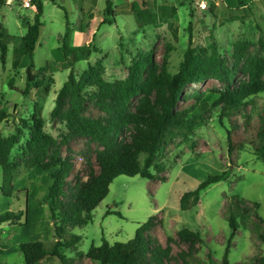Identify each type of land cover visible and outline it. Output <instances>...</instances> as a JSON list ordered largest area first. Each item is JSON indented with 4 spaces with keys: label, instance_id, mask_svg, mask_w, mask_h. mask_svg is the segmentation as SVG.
Returning <instances> with one entry per match:
<instances>
[{
    "label": "rangeland",
    "instance_id": "1",
    "mask_svg": "<svg viewBox=\"0 0 264 264\" xmlns=\"http://www.w3.org/2000/svg\"><path fill=\"white\" fill-rule=\"evenodd\" d=\"M26 1L4 0V5H0V25L13 38L5 69L0 60V112L8 115L0 122V134L3 137L16 134L21 120L31 118L34 105L38 102L47 119L46 131L58 137L64 126L52 121L50 115L70 73V70L62 68V56L59 54L67 19L64 10L51 0H44V26L33 61L35 74L42 67L50 65V71L39 75L38 79L46 85L51 84L52 80V89L49 95L42 93L35 97L36 90L32 88L29 96H23L21 93L26 89L27 69L32 59L27 55L19 57L17 69H14L13 63L18 58L21 39L27 34L28 23H31L34 15L33 8L23 7ZM107 1L117 7L116 24L104 25L99 29ZM204 1L209 0H96L93 7L84 2L81 7L77 0H58L57 3L69 14L71 31L68 46L77 48L92 42L102 50V53H93L89 60L77 63L76 74L82 75L90 65L104 59L105 79L108 82L125 80L132 62L148 52H153L159 64L168 53L169 72L176 74L188 47L187 30L190 26L194 32L195 49H208L212 33L220 54L231 68L235 65L234 46L239 42L249 41L250 55L264 57L263 2L253 0L242 7L237 0H225L221 3L209 2V6L203 9L200 4ZM132 4L137 8L135 12ZM172 8L176 9L175 13ZM171 23L178 24L177 34L169 26ZM244 77L240 74L237 81H243ZM10 85L20 92L12 90ZM213 88L222 89L223 85L210 80L190 86L179 109L192 105L194 95ZM221 112L220 108L212 110L207 115L206 123L193 136L188 139L177 137L163 149L159 163L165 166V172L160 177H165L166 181H150L140 176L117 178L110 186L107 198L93 212V221L72 230L74 235L81 237V242L77 251L67 252V256L75 258L77 252L87 253L91 246H101L103 239L111 244L128 242L135 237L141 225L151 217L158 216L164 224L157 226L150 235L158 239L162 246L166 247L169 237L176 238L178 231L187 228L201 233L204 240L197 259L190 264H210V261L221 264L233 232L228 220V204L236 198L251 211L245 215L241 211L235 213L238 231L229 250V263H254L264 257V242L258 237L260 231L264 233V163L258 153L264 148V93L250 97L240 110L223 116ZM84 115L92 119L106 116L94 102L87 105ZM229 132L236 146L232 156L228 147ZM27 140L28 132L25 131L10 158L14 164ZM98 148L96 144L90 145L88 139H79L72 143L71 151L63 150V157H71L75 166L67 180L70 187L75 185L76 177L87 181L92 169L99 171L96 162ZM226 171L229 178L202 191L199 205L187 211L180 209L176 196L194 191L209 176L221 175ZM50 176L42 169L27 170L21 167L13 182L15 190L12 196H6L1 190L3 171L0 167V216L22 213L17 225L6 223L0 226V249L4 248V253L0 254V264H24L21 244L42 242L51 248L56 242L54 221L50 219L49 207L42 199H48V188L52 183ZM254 203L260 205L257 210ZM20 223L27 225L23 228ZM173 249L176 255L186 250L187 245L176 242ZM43 264L61 263L55 259ZM75 264L96 263L84 258L78 259Z\"/></svg>",
    "mask_w": 264,
    "mask_h": 264
},
{
    "label": "trees",
    "instance_id": "2",
    "mask_svg": "<svg viewBox=\"0 0 264 264\" xmlns=\"http://www.w3.org/2000/svg\"><path fill=\"white\" fill-rule=\"evenodd\" d=\"M51 1L65 11L67 19V29L59 54L62 56V68L70 70V73L57 95L55 108L50 115L52 121H58L64 126V130L60 131L58 137L47 132V119L42 107L36 102L31 118L21 120V127L16 134L9 137L0 134V167L3 171L1 190L4 195L12 196L15 190L13 182L17 170L21 167L27 170L40 168L51 174L48 200L44 202L49 207L50 219L54 221L56 242L51 248L42 242L21 244L24 264H43L44 261L55 259L61 264H75L78 259L84 258L96 264H172L175 261L190 264L197 259L199 248L204 243L201 233L182 229L178 231L176 238L169 237L164 247L158 239L150 235L157 226L164 224L158 216L151 217L141 225L135 237L128 242L111 244L103 239L101 246L93 245L87 253L77 252L75 258L68 257L66 253L77 251L81 237L74 235L72 230L85 227L93 221V212L107 198L110 186L117 178L140 176L150 181H166L165 177H160L165 172V166L159 163V155L175 138L188 139L193 136L195 131L206 123L207 115L212 110L220 108L223 116L242 109L250 97L264 93V57L250 55L249 41L239 42L234 46L235 65L231 68L220 54L212 33L208 49H195L194 32L190 26L187 30L188 47L176 74L169 72L168 53L159 64L153 52H148L132 62L125 80L108 82L105 79L104 59L90 65L79 76L75 71L76 64L89 60L93 53H102V50L92 42L82 47L70 48L67 43L71 31L69 14L57 0ZM237 1L244 7L253 0ZM259 1L264 4V0ZM0 5H4V0H0ZM131 6L135 12L137 8L134 4ZM32 7L35 8V15L31 23H28L27 34L21 39L18 58L15 59L13 67H19L21 56L27 55L32 59L27 69L26 89L21 94L29 96L33 88L36 90L35 97H39L42 93H51L52 80L51 84L46 85L38 79L39 75L49 72L51 67L46 65L35 74L33 58L44 26V0H32ZM116 9L111 1H107L105 16L99 24V29L104 25L116 24ZM172 10L173 13L176 12V9ZM169 26L177 34L178 24L171 23ZM94 39L95 34L93 42ZM12 40L7 29L0 25V60L4 69ZM240 74H243L245 79L238 82ZM210 80L218 81L223 88L198 93L192 97V105L179 109L187 88ZM10 87L20 92L13 85ZM135 101H138L136 105L133 104ZM90 102L96 104L106 115L105 118L92 119L84 115ZM6 117L8 115L0 112V122ZM25 131L28 132V140L14 164L10 158L15 147L21 143ZM79 139H88L90 145L96 144L99 147L96 153L99 171L92 169L87 181L76 177L75 185L70 187L67 180L75 166L71 157H63V150L71 151L72 143ZM228 147L232 156L236 146L230 132ZM258 153L264 163V148ZM228 178V171L221 175L209 176L196 190L185 192L181 196L180 209L187 211L199 205L202 191ZM233 203L236 208H233ZM242 205L243 201L236 198L229 201L228 220L233 232L221 264H230L229 250L238 231L235 213L241 211L245 215L251 211L249 207ZM253 206L256 210L260 207L258 203ZM255 216L263 224V220L257 214ZM21 217V212L1 215L0 226L6 223L17 225ZM20 225L25 227L27 223ZM258 237L264 242L263 232L260 231ZM176 242L186 244L187 249L175 255L173 244ZM3 253L4 248L0 249V254ZM210 264L213 263L210 261ZM238 264H264V257L254 263Z\"/></svg>",
    "mask_w": 264,
    "mask_h": 264
},
{
    "label": "crops",
    "instance_id": "3",
    "mask_svg": "<svg viewBox=\"0 0 264 264\" xmlns=\"http://www.w3.org/2000/svg\"><path fill=\"white\" fill-rule=\"evenodd\" d=\"M82 6L81 7H83V2L85 3V4H87V3H90L91 4V6L93 7L94 6V4H95V2H96V0H77ZM57 2H58V0H57ZM60 5V4H59ZM91 7V8H92ZM31 8H33L34 9V15H35V8L34 7H31ZM117 8V7H116ZM30 9V8H29ZM90 10V9H89ZM34 15H33V17H34ZM91 13H89L88 14V16L89 17H91ZM33 20V19H32ZM36 169H40V168H36ZM45 171V170H44ZM48 172V171H47ZM50 173V172H49ZM49 179H50V177H49ZM47 185V184H46ZM183 195V194H182ZM181 195V196H182ZM181 196H176L177 197V201H176V203H177V205L179 204V206H180V199H181ZM43 199V201H45V200H48V199H46V198H42ZM178 207V206H177ZM29 214V213H28ZM30 215V214H29ZM26 217H28L27 215H26ZM39 219V218H38ZM26 227V226H25ZM25 227H23V228H25Z\"/></svg>",
    "mask_w": 264,
    "mask_h": 264
},
{
    "label": "built area",
    "instance_id": "4",
    "mask_svg": "<svg viewBox=\"0 0 264 264\" xmlns=\"http://www.w3.org/2000/svg\"><path fill=\"white\" fill-rule=\"evenodd\" d=\"M11 0H9L10 2ZM225 0H209L208 2H203L200 4V6L203 8V9H206L208 6H209V2H215V3H221V2H224ZM23 7L26 8V9H29L32 7V0H27L26 2L23 3Z\"/></svg>",
    "mask_w": 264,
    "mask_h": 264
}]
</instances>
